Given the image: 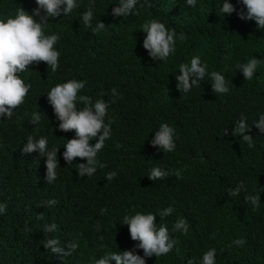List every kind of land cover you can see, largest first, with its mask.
Segmentation results:
<instances>
[{
	"label": "trees",
	"instance_id": "16d2710c",
	"mask_svg": "<svg viewBox=\"0 0 264 264\" xmlns=\"http://www.w3.org/2000/svg\"><path fill=\"white\" fill-rule=\"evenodd\" d=\"M91 2L78 0L80 8L50 19L44 33L60 35L54 46L60 67L53 73L41 61L18 73L32 88L11 119L0 118V204L7 205L0 214V264H95L106 253L133 250L139 243L122 224L125 215L158 214L169 206L175 212L163 219L157 215L156 223L169 229L176 244L165 256L145 257L146 264H188L190 259L198 264L213 248L216 264H264V192L255 211L245 200L264 188V133L253 124L264 114V63L251 80L236 67L254 56L264 61V30L255 20L240 18L247 12L240 0H228L236 9L230 15L221 12L224 0H197L195 8L186 0H141L145 6L140 14L125 18L112 15L119 0H95L93 27L99 20L106 26L95 33L80 15ZM37 7L36 0H0V20L14 18L20 8L31 15ZM152 19L185 35L176 40L167 63L152 60L143 47L141 26ZM194 56L207 63L209 72L225 76L227 94L214 93L207 76L187 94L178 90L179 65H190ZM71 79L87 81L79 94L93 101L112 99V88L120 94L109 108V116L116 118L111 138L98 153L107 166L92 177L77 172L76 164L86 160H64V146L76 134L59 130L48 102L51 88ZM34 112L44 113L40 124L29 122ZM242 115L251 128L246 134L254 139L253 148L231 134ZM164 123L175 129L171 152L151 144ZM29 135L47 137L49 150L60 148L59 176L52 184L45 180L47 157L22 151ZM97 141L98 136L90 144ZM153 167L170 175L152 181L148 175ZM113 171L117 175L108 181L106 174ZM240 181L247 191L230 197L228 190ZM52 199L59 203L43 204ZM40 213L43 219H37ZM180 217L188 222L187 235L172 231ZM52 223L57 231L44 232ZM51 238L65 248L72 241L79 247L61 259L44 247ZM236 239L246 243L235 245ZM136 254L144 256L142 249Z\"/></svg>",
	"mask_w": 264,
	"mask_h": 264
},
{
	"label": "clouds",
	"instance_id": "9594fccd",
	"mask_svg": "<svg viewBox=\"0 0 264 264\" xmlns=\"http://www.w3.org/2000/svg\"><path fill=\"white\" fill-rule=\"evenodd\" d=\"M247 9L246 15L241 12L240 18L247 20H255L257 27L264 30V0H240ZM38 7L33 10L32 14H28L23 8L17 11L16 16L9 17L7 20H0V118L11 119L14 110L18 109L25 103L28 96L31 83L25 84L18 73L28 71L30 64L45 62L48 68L55 73L59 65L60 52L54 47L57 45L60 35L54 33L46 36L44 29L47 27L51 18L60 17L71 14L74 10L81 7L78 0H36ZM189 7L195 8L197 0H186ZM145 6L141 0H119L118 6L112 9V15L117 17H128L131 15H139L140 9ZM95 0H92L87 10L81 13L82 23L85 27L91 28L92 32L98 33L105 29V24L100 20L93 27L95 13ZM150 7V6H149ZM233 4L228 0H224L221 12L223 14H232L235 11ZM34 17H39V21ZM142 31L146 33L143 41V47L148 51V55L152 60L165 62L170 56L176 52V40H184V33L177 34L174 28L169 29L166 25L156 19L146 21L142 26ZM264 63L255 56L245 64H238L236 67L242 71L246 80H251L258 66ZM207 63H202L199 56H194L189 64H180L179 70L181 75L176 76L178 81L177 88L182 94L189 93L194 87H200V82L209 77L212 81V91L219 94H227L230 89L224 75L217 71L208 70ZM87 81L71 79L64 83H59L51 88L48 92V102L53 107L59 123V130L62 132L75 131V138L67 140L64 148L63 158L68 164L79 157L86 160V163L76 164L77 172L80 177H92L97 169H103L107 165L98 159L105 145V141L111 138L112 125L116 118L109 116V108L120 98V94L116 88L111 89L112 99L105 101L103 98L92 100L90 96L80 95L82 89L85 88ZM83 105L82 108L78 105ZM42 112H34L31 115L30 123L32 125L40 124L42 121ZM107 119V122H106ZM260 132L264 133V114L253 123ZM251 128L245 116H241L235 123L234 130L231 133L239 136L247 143L249 148L255 147V141L251 135ZM228 129L224 130V135H228ZM98 136V141L93 145L90 140ZM175 129L168 124H161L155 132L154 139L151 140L153 147H159L163 152H171L175 150ZM48 138L41 136L36 139L34 136L27 137V143L22 151L25 154L38 152L40 156L46 159V175L45 180L48 184L54 183L59 176L57 169L59 161L57 153L60 148H48ZM177 176L179 172L175 173ZM117 173L115 171L106 174V179L112 181ZM170 175L169 171L160 167L150 169L148 178L152 181L166 179ZM242 191H247L244 181H240L234 189L228 190L230 197L238 196ZM264 192V188L256 190L255 195H246L245 200L249 202L253 210H257L260 206V193ZM59 202L52 199L43 204L49 207L57 205ZM43 206V205H42ZM7 211L6 204H0V214ZM106 209H102L103 214ZM175 212L172 206L158 210V214L140 213L135 215H125L122 224L129 227L131 239L139 241L133 250H125L119 252L106 253L102 258L95 261V264H146L145 257H162L167 255L174 248L176 241L170 237L169 229L163 225L156 223L157 215L163 219ZM43 213L38 214L37 219H43ZM26 231H31L25 226ZM57 224H46L44 232L52 233L57 231ZM100 226L97 225V231ZM173 232L180 231L187 235L189 231L188 222L185 218L180 217L176 220ZM103 239V237H100ZM246 243L244 239H236L233 244L243 246ZM44 247L61 259L72 255L79 247L76 241L69 242L65 247L61 246L58 238L47 239ZM136 249H142L144 256L136 254ZM217 249L213 248L205 252L198 264H216ZM188 264H196L193 259L188 260Z\"/></svg>",
	"mask_w": 264,
	"mask_h": 264
}]
</instances>
